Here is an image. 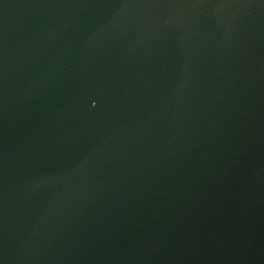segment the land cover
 <instances>
[{
    "label": "water",
    "instance_id": "95a60500",
    "mask_svg": "<svg viewBox=\"0 0 264 264\" xmlns=\"http://www.w3.org/2000/svg\"><path fill=\"white\" fill-rule=\"evenodd\" d=\"M0 264H264V0H0Z\"/></svg>",
    "mask_w": 264,
    "mask_h": 264
}]
</instances>
